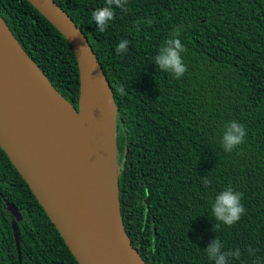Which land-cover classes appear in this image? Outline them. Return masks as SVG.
Here are the masks:
<instances>
[{"label": "trees", "instance_id": "16d2710c", "mask_svg": "<svg viewBox=\"0 0 264 264\" xmlns=\"http://www.w3.org/2000/svg\"><path fill=\"white\" fill-rule=\"evenodd\" d=\"M53 1L85 35L111 87L120 212L145 263L214 264L204 250L218 237L225 251L241 252L229 264H264V0H128L127 11L113 6L103 33L91 14L106 0ZM0 17L78 110L77 61L61 33L26 0H0ZM181 26L187 72L176 80L154 58ZM121 40L129 41L123 55ZM233 120L247 136L226 153L222 133ZM228 186L242 193L246 213L215 228L211 205ZM5 201L22 218V264H77L0 147V264H19Z\"/></svg>", "mask_w": 264, "mask_h": 264}, {"label": "water", "instance_id": "95a60500", "mask_svg": "<svg viewBox=\"0 0 264 264\" xmlns=\"http://www.w3.org/2000/svg\"><path fill=\"white\" fill-rule=\"evenodd\" d=\"M66 39L76 57L80 80L78 110L53 88L16 41L6 24L13 47L27 66L34 68L49 93L79 112L83 78L91 77L109 103L111 160L76 146L61 128L59 118L44 113L30 96V89L14 79L15 59L9 61L0 44V147L18 171L77 264H146L131 243L121 217L116 152L117 108L109 82L87 38L53 0H26ZM83 76V77H82ZM148 205V199L145 200ZM18 263L21 252L16 222L21 215L5 201Z\"/></svg>", "mask_w": 264, "mask_h": 264}, {"label": "bare ground", "instance_id": "6f19581e", "mask_svg": "<svg viewBox=\"0 0 264 264\" xmlns=\"http://www.w3.org/2000/svg\"><path fill=\"white\" fill-rule=\"evenodd\" d=\"M0 44L5 48L7 59H15L17 72L14 74L16 82L30 89L31 98L44 112L59 118L61 128L74 137L75 145L88 147L89 150L110 162L111 123L109 103L104 98L100 87L91 77L83 78L82 95L79 112L74 113L70 106L49 93L46 84L42 83L40 74L27 66L17 51L15 43L0 20ZM83 77V76H82Z\"/></svg>", "mask_w": 264, "mask_h": 264}, {"label": "clouds", "instance_id": "9594fccd", "mask_svg": "<svg viewBox=\"0 0 264 264\" xmlns=\"http://www.w3.org/2000/svg\"><path fill=\"white\" fill-rule=\"evenodd\" d=\"M128 0H106L105 6L97 8L92 12L91 18L94 21L97 30L101 33L105 32L109 23L115 18V8L122 11H127L126 5ZM142 21H137L134 27L139 31V24ZM151 24V21H148ZM183 31V27L174 30L172 37L165 41L164 46H161L158 54L155 56V65L163 72L168 73L173 79H181L187 72V67L182 59V53L185 47L178 38ZM128 40H121L115 51L118 54H125L128 51ZM123 92V88H121ZM247 136L244 124L238 121H230L224 126L222 133L221 147L226 153H232L240 147ZM210 181L205 179V185ZM242 193L235 191L231 186L226 187L218 193L214 202L211 205L212 216L218 228L220 224L227 227L234 226L240 221L241 217L246 213V209L241 203ZM209 260L214 264H229V259L235 257L239 259L241 252L239 249L235 251H225L221 240L217 237L211 241L210 245L204 250ZM250 254H254L253 249H248Z\"/></svg>", "mask_w": 264, "mask_h": 264}]
</instances>
